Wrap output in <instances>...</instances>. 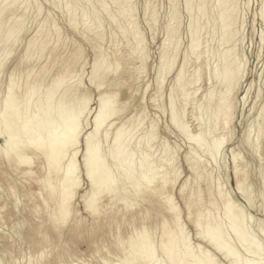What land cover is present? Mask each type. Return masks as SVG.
<instances>
[{
    "label": "bare ground",
    "instance_id": "6f19581e",
    "mask_svg": "<svg viewBox=\"0 0 264 264\" xmlns=\"http://www.w3.org/2000/svg\"><path fill=\"white\" fill-rule=\"evenodd\" d=\"M64 1H66V0H64ZM83 1H85V0H83ZM87 1H89V0H87ZM110 1H112L115 4L116 14L115 13L113 14L112 12L108 13L109 11L103 6V10L106 12L105 14L108 15L107 17L110 20V24L115 25L117 23V18H118L117 16L123 15V17L126 19L128 24H126L127 26L120 27V24L118 22V24H119L118 27H120V32L122 34L121 36L126 37V36L130 35L133 37V39L135 41V47L133 48V51L136 53V55H135L136 58H138L142 62L144 60L143 59V52H144L143 44L144 43L142 41L143 38L141 36L140 31H139L138 27H136L137 24L133 25L132 20H134V19H132L133 13H132L131 0H110ZM204 1L205 0H184V2H185L184 4H186L187 10L188 9L191 10V9H193V7H196L199 17L202 16V18H203V15L205 14V11H206L205 3L207 2V1L206 2H204ZM18 2H20V0H0V17H1V20H0V61H6L7 64H8V60L14 61L13 65L11 63L10 64L12 65L11 69L16 70V75H17V70L21 66H23V71H27L25 74V79L23 81H20L19 77H16V76H15V79L13 80L11 72H9L8 79H6L4 77V75L2 73H0V141H1L0 142V150H3L4 145L8 143V141L5 138V134H7L8 137H12V138L16 137L17 135L24 134V135L31 136V137L36 138V139H39V134L41 132H43L44 134H47V132L49 130H51L53 132V134H55V128H56L57 122L59 120L66 119V122H68V123H70L72 121L73 115H72L71 105H72L73 100H76L78 97H82V96L86 95L88 97V101H90V97L88 95V92H86L80 86L79 83L76 85H74L75 83L73 85L67 84L68 79L72 78V74L70 73V70L68 69L69 65H71L73 62H76V60L78 59V56H79L80 51H81L80 47H76L71 52V54L68 57V60H66L62 64L60 69L57 71L55 77H53L51 79L49 84H47L45 86L46 88H44L43 90H40V89L43 86V82H44L43 78H44L45 73L47 71V67H46L47 64H38V61L35 62V61H32L31 59H32L33 54H35V53L38 55L37 58H39L40 57L39 54H41L45 50V48L47 47V44L49 42V40H47V36L45 35L44 37H42V39L39 40L37 43L34 42V43L30 44L26 48V50H24V52L21 55L19 54L18 57H15L14 60H13L14 56L10 57L11 53L16 49L15 48L16 43H19V41L17 42V39H18L17 36L21 30V23L22 22L18 21L20 19H17V21H18L17 23H15V24L13 23L12 25L11 24L7 25L6 21L2 20V19H3L4 13L7 12L13 5H15V4L17 5ZM36 2H34V3H36ZM45 2H47V1L45 0ZM52 2H51V4H52ZM112 2H111V4H112ZM86 3L88 4V2H86ZM96 3H97V1H96ZM89 4H90V2H89ZM101 4H102V2H101ZM214 4H215L214 8H216V12H217V15H216L217 20L216 19L215 20L217 21V23L220 22L218 24V26L220 27V36L223 37L222 39H224V42L222 41L221 38H220L221 40H219V41H222V43H224L225 47H226V43H227L226 40H229V42L231 43L233 41L232 38H235L234 36L236 34L235 33L236 29L234 28L233 25H234V22L236 21V18H237V9H238L237 4H238V2H237V0H215ZM52 5H54V4H52ZM80 5H82V4H80ZM103 5H104V3H103ZM20 6L21 5H19V7ZM66 6L67 5H65V8H66ZM70 6H71V4H70ZM78 6L79 5L77 4V7ZM106 7H110V6H106ZM21 8H23V6ZM101 8H102V6H101ZM148 8H149V6L146 5L144 10L146 11ZM154 8H155V6H154ZM38 9L39 8L37 7V10ZM74 9H76V8H74ZM84 10L83 11L81 10V12H84ZM91 10H92V8H91ZM27 11H28V9H27ZM40 11H41V9L38 12H40ZM87 11H85V12L88 15ZM65 12H67V11H65ZM152 12H154V10ZM74 13H76V12H73V14ZM260 13H261V15L264 13V5L260 9ZM94 14H95V12H94ZM90 15H91V12H90ZM22 16H20V17H22ZM91 16L94 17V15H91ZM96 16L97 15H95L94 18H96ZM23 17L25 18V15ZM84 17H82V18L84 19ZM263 17H264V14H263ZM17 18H18V16H17ZM73 18H74V15H73ZM96 19H98V18H96ZM96 19H95V21H96ZM189 19H190L189 24L187 26H190L191 36H192V37L190 36V40H191L190 44L191 45H189L190 46V48H189L190 53L189 54L192 55V57L193 56L195 57L196 55H193L195 53L198 54V56L200 53L202 54V51H200L202 46L199 47V50H198L197 46L200 44V42H202L203 39L199 43H197V41L199 40L198 34L202 35L201 32L203 33L205 25H198V20H199L198 17H196V18L191 17ZM22 20H23V18H22ZM201 20L202 19H200V21ZM69 21H70L71 25L74 24L71 17H70ZM92 21L90 22L91 24H92ZM99 21H101V23H102V20H99ZM99 21H96L97 23H95V25H93L94 28H90L87 25H84L85 22L84 23L81 22V24H83V26H84L82 33L85 36L84 38H86L88 41H98L102 38V33L99 31V28H101L102 26L100 27L101 24L99 25ZM34 22H35V20H34ZM87 22L89 23V20L86 21V23ZM168 23H169V21H168ZM116 26H117V24H116ZM207 26L208 25H206V27ZM232 26H233V29H232ZM39 27H40V25H39ZM52 27H53V31L55 33H57L58 29H56V26L53 24ZM106 27H108V26H106ZM207 28H205V30ZM174 29H172V30H174ZM22 30H23V28H22ZM167 31H166V33H168ZM206 31H205V34H206ZM60 32H61V30H60ZM60 32L58 31V33H60ZM241 32H242V30H241ZM172 34H174V33H172ZM177 35H178V33H177ZM171 36L172 35L170 34L169 37L171 38ZM200 37H202V36H200ZM203 37H205V36H203ZM206 38H208V37H206ZM172 39L174 40V37ZM236 39H237V37H236ZM180 40H181V38H180ZM209 40H212V39L209 38ZM167 41H168V39H167ZM174 42L171 41V43H173V44H174ZM205 43L207 44V42H205ZM114 44H116V43H114ZM109 45H110V43H109ZM227 46H228V44H227ZM236 46H237V44H236ZM162 47H164V46H162ZM235 47L231 43L228 47L225 48L226 50H224V51H226V52H223V53L220 52L221 54H225L224 58L222 57L223 59L221 61L223 66H221L219 64L220 62H218V64L221 67L217 66V65H214V66H217V68L220 67V69L223 67V69L221 71L219 69V72H218L216 70L217 69L216 67H214V69L216 68L215 70L212 69L213 72L210 70L211 74L215 73L214 71H216L215 76L213 74L214 77L212 75H211V77L215 78V79H213L214 84H215V80H217L216 82H218V91H217L216 95H214V96H213L214 93L212 94V93L208 92V91H210V89L206 92V93L212 94V95L207 94L211 104L208 102L209 103L208 112L206 111L208 113V120H207L208 122L206 121L207 122L206 128L202 129V127H201L202 124L200 123V120L197 118L196 115H193V111H195L194 114H196L197 111L199 110L200 106H201V103L199 102V99H198L201 97V95H200V97H197L198 94L195 96V92L200 87V86L198 87L197 84H199L198 81L202 80L201 75L203 74V72L206 71V69H204V66L208 65V63H205V61H204L206 59H203V61H201L202 59L199 61L197 60L198 63L196 65H194L196 62L194 64L192 63L194 69L191 68L192 72L190 73V76L188 77L187 76L188 73L186 75H185V73H186V65L189 64L188 63L189 57H186L185 55H187V54H184V56H183L184 60H182V65L178 68V72L176 71L177 72V74H175L176 78H174V80H173L175 83L177 80V77H180L181 75H183L182 87L184 89V92H187L188 94H190L192 96V101L188 104V106L190 108V112H191L192 116L196 117L194 119L198 123L196 121L195 122L197 123V125L199 127H201L200 129L198 128V131H196L194 133L192 131H189V124L187 125V122L184 121V117L186 115V106L187 105L184 107L183 110H181V109L178 110V108H177L174 112L173 105H172V96H171L172 85L169 88L170 91L168 93L169 94L168 95V103H169L168 105L170 107V109H169L170 110V114H169L170 115L169 116L170 124H172L178 130V132H180L181 134L186 136L188 138V140L191 142V149H192L191 151H193V152L188 151L190 155L186 156L185 160L188 163L187 166H189L192 173L197 176V177H195L196 180H197V178H198V180H202L204 177V175H202V173L204 171V164L201 162V157H204L203 154H207L210 157L211 161L213 160V164L215 163V160H218L217 158L219 156L217 157L216 155L219 154L218 152L221 149L223 143L225 142L226 137H223V136H224L225 132L227 131L229 123L231 122V120L233 118V110H234L233 109V106H234L233 105V94L236 93V92L234 93L236 82L238 80L240 81V78H241V75H240L241 68H240V65L237 64V57H236V52H235L236 48ZM115 48H116V45H115ZM206 49L208 50V47L205 49L203 48L204 53L202 55H204L206 53V51H207ZM176 50H178V49H176ZM216 53L218 54V52H216ZM172 54L175 55V53H173V51H172ZM209 54L211 55V53H209ZM174 55H171L170 57L173 58ZM215 56L218 57V55H215ZM34 57H35V55H34ZM104 57H105L104 53L99 52L98 54H96V56L93 60L92 67L90 66L92 69H91V72L89 74L90 77L88 78L90 80L89 83L94 85V87L97 90L101 89V87L104 85V82L106 80L105 78L107 77V74L110 73V71H112V73L115 74L116 70L119 69L118 67L121 64V58H116V60L114 62V67L111 70V66L109 64L102 63ZM165 57L168 58V60H166V61L169 64H170V62H172V63L176 62V60L172 61L174 59L169 60L168 56H165ZM199 57H201V56H199ZM205 57H206V55H205ZM162 58H160V61L164 60ZM195 58H198V57H195ZM195 58L193 61H196ZM220 59H221V57H220ZM207 60H206V62H208ZM219 60H217V61H219ZM214 62L216 63V61H214ZM162 63L164 64L166 62H162ZM162 63H160V64H162ZM169 64H167V65L164 64L165 66H163L162 67L163 69L162 68L161 69L164 71L165 68L167 69L170 66ZM161 66H159V67H161ZM244 66H246V65L244 64ZM35 67H37L36 72H35V74H32ZM172 67H173V65H172ZM206 67L208 68L209 65ZM202 69L205 71H203ZM141 71H144V70H141ZM167 71L170 72L171 70L170 71L167 70ZM201 71H203V72H201ZM94 72H95V80L92 79ZM158 72H157V75L160 76L161 72H159L160 75L158 74ZM136 73H137V71H136ZM204 74H203V76H204ZM207 76H208V74H207ZM211 77L208 76V78H211ZM77 78H78V76H77ZM163 79L161 76V83H163L162 82ZM73 81L74 80H72L71 82H73ZM157 81H155V82H157ZM159 82H160V79H159ZM164 82H165V80H164ZM81 84H82V82H81ZM107 85L114 87V89L112 91H110L108 89L109 87H107V88H105V90L103 92H102V90L99 92V96L97 95L98 96V98H97V101H98L97 102L98 103L97 109L94 112V114H93V112L91 113V111H89L87 109V105H86V110L79 113V115L77 117V121L82 126V129H84L86 131L77 141V147L75 149V153L67 154L63 158L62 163H53L52 166L49 167L48 166L49 165L48 158L46 156L41 155V154H37L36 158L33 160V163H32L31 168L29 170V174L25 175L24 171H18L16 166L14 164L9 163L6 159L0 160V179H3V181L7 183V185H4L0 182V198H2L3 201H5V198L8 197L9 202L11 204H13V206L15 208H17L18 207L17 206V204H18L17 200L14 198L11 199V197L13 196L16 198L18 193H21V196H28L29 194H32L31 180H33L37 186L38 191L36 194L37 197L35 199L38 198L42 201L43 210H45V212H47L49 214V218L47 219V223H44L43 221L37 223V226H36L37 229H35V232H36L35 235L36 236H40V231H41L40 228L41 227L45 226L44 227L45 230H53V231H58L60 228L63 227V226H58L56 224V218H57L58 214L60 213L61 209L64 207H67L68 211H70L73 215L74 210L72 207V201L76 197V195L79 196L80 201L82 202L83 207L86 210L85 198L87 196L91 195L92 191H93V182L88 179V171L85 167H83V165H84V154L88 153V134L89 133L94 136L95 144H96L97 150H98L99 171L97 173V180H96L97 191L100 190V185L105 184L109 177L114 182L113 190L111 191V193L109 194L106 192L104 195V196L108 197L110 200V202H109L110 206H109V208H107L105 210L106 218H108L109 220H112L117 216L121 217L122 219L126 216H129V215L131 216L133 214H127V210L129 208L134 207L135 205H137L138 202L141 201V202L146 204V208L142 212V216H141L140 220L148 219L150 221V216H151V212H152L151 210H155L157 213L161 214L160 236L165 235L166 230L168 232H174L180 226L179 224H177L175 222V214L172 212H169L168 207H167L168 200L169 199L174 200L173 196L170 193H168V188L173 187L175 185L176 181L178 180L179 176H180L178 165L176 162H174L175 159H173L175 157H169L168 156L167 153L171 154V152L170 151L167 152V148H168L167 146L168 145L166 144V142H164V144H161L159 142L160 147L162 146V150L160 151V157L157 158V156L154 154L155 151L157 150L156 149V145H157L156 143L157 142L156 143L154 142L156 139L155 131L157 130V127H156L157 124L155 125L154 123L151 122L149 124L150 125L149 129H147L142 135H136L137 130L140 126H138V127L136 125H134V126L132 125L131 127L129 126L131 121L134 119V116L133 115L129 116L126 119H124L122 117L121 114L124 112L125 105L123 104L122 106H119L117 98H116V96L119 93V92L117 93V90H118L117 88L121 87L119 79H118V75L111 76L108 80ZM215 85H217V83ZM251 85H253V84H251ZM236 86H238V85H236ZM9 87L12 88L11 96H9V91H8ZM160 90H161V84L159 83L157 85V88H156V91L154 94L155 97L157 96V93L160 92ZM213 90H211V92ZM184 92H179L178 94L180 96H183ZM204 94H205V91H204ZM257 94H259V92ZM154 95L152 98L153 102L155 101ZM209 95H210V97H209ZM203 96H204L203 98L205 99L206 96L205 95H203ZM103 98H106L109 101V103L107 105L104 104ZM158 109H160V108H158ZM206 110H207V108H206ZM18 112H22L24 117L27 119V121L30 122L29 123V131L27 133L23 132V124L21 123V121L17 115ZM89 112H90V114H93L91 117L92 119H90V120L88 119L89 118L88 117ZM204 117H205V115H204ZM203 124H204V122H203ZM257 127H258V125H257ZM261 129H263L262 126L260 128H258L257 131H255V132H257L258 136L261 134ZM251 130H252V127H251ZM219 133H224V134L222 136H219L220 135ZM247 137L245 136V139ZM254 137L256 138V136H254ZM187 138H186V141H187ZM250 139L251 138L249 137L248 140H250ZM209 140H210V144L207 143V141H209ZM248 142L249 141H247L246 144ZM13 143H15V140H13ZM255 143H256V141H255ZM248 144H247V146H248ZM164 145H166V147H164ZM224 145H225V143H224ZM258 146H259V148L261 147V149L264 150V139H262V134H261V139L258 142ZM80 147H81V149H80ZM170 148L168 150H170ZM173 152H174V150H173ZM78 153H79V156H81L80 160H79ZM156 154L158 155V152H156ZM154 155L156 156V158L154 157ZM256 155L258 156L259 154L256 153ZM234 156L236 157V159L233 158ZM230 157L232 159V164H233L232 170H233L235 178H236L235 189L239 193L240 192L242 193V187L244 184V180L246 179V172L244 171V168L241 164V161L239 160V159H241V157L238 158L239 155L237 153L232 151L230 154ZM35 163H37L36 166H34ZM225 164H224V166H225ZM11 173L14 175V177L10 175ZM80 174L82 177H84V179L88 183V188L85 189L81 193H79L80 187H82V185L80 186V183H81ZM171 174H172V176H170ZM209 175L211 177V174H209ZM8 176H9V178H7ZM21 180L23 182H21ZM188 181H189V178H186L185 180L182 181V183L179 185L178 192H179L180 196L184 199V204H185V207L187 210V216H188V219H189L192 227L194 228L195 237L201 241H204L216 253L220 254V256H222L225 260H229V261L240 260V261L246 262V264H260V262H261L260 260L256 261L254 259L244 258V256H241L240 252L238 251V248L235 245L237 242L240 246H244V248L247 247V249H248V247H250V248L257 249V250L259 249V251H260V248L257 246L259 241H260L256 238L258 236L255 235L256 233L255 234L252 233L253 231L252 232L251 231L249 232V230L247 231V228L249 226L246 227L247 226L246 224H248L247 222H250V221H247L246 217H248V216H246V214H245L246 211H243L241 208H238L239 206H236V204H235L236 201H234L233 198L229 196L230 192L227 191L226 189L224 190L222 188V185L219 183L218 180L216 181L217 183L214 180H212L213 185L207 186V194H208L209 199H211V198H214V199H212L210 201L208 200L207 202H203L202 201V199H203L202 193L200 190H198V191L196 190V192H190L186 189ZM24 182H26V183H24ZM198 188H199V186H198ZM263 189H264V187H263ZM128 193H131V194L128 195ZM162 194H164L165 196H164L163 200H159L160 196L162 197ZM242 195H244V194H242ZM103 197H101V199ZM250 197H251V195H250ZM247 198H249V197H247ZM17 199H19V198H17ZM217 200H219L221 202L222 208H223V213H222L223 215H222V217L218 216V218H216L214 214L212 215L210 210H207V208H206L207 203H210L212 206V204L216 203ZM245 200H246V198H245ZM250 200L248 199V202ZM65 202H66V204H65ZM114 202H118L119 206L117 208L111 207V205ZM7 203L8 202L6 201L4 204L0 205V221L4 219V216L1 215V209H4V207L7 206ZM22 203L23 202L21 200V204ZM250 203H251V201H250ZM250 203L248 204V207L250 206ZM202 204L204 205V208H202V206H203ZM253 205H251V206H253ZM176 207L179 211L180 224H182V226H183L182 232L179 236V249L177 251L176 256L174 257L175 260L178 262V264H208V262L210 260L219 261V260H217L214 253H211L210 251H208V249L206 250V248L199 245V243H198V245L196 244L197 246H195V247L192 246V244L189 240L190 237H188V235L185 232V229H184L185 225L182 223V221L180 219L181 218L180 208L178 207L177 204H176ZM254 207H255V205H254ZM40 211H42V209L40 208V205L39 206L37 205L33 212L38 214ZM6 213H7L6 216H8L9 212H6ZM218 215H219V213H218ZM251 217H252V215H251ZM248 220H249V217H248ZM258 220H260V219H258ZM259 223H261V221L260 222L258 221L257 226H259L258 225ZM18 224L19 223H16V222L13 223L11 226V228H12L11 231H13L14 235L21 237L22 232H21V229L17 227ZM250 224H252V222H250ZM224 226H226V228ZM133 231H135V230H133ZM93 232H95V229L93 230ZM209 237H211V238H209ZM5 239H7V236L5 235V233H3V230L1 229V226H0V240H5ZM232 239H235V243L232 242ZM149 243L153 244L151 238L149 239L148 237L139 236V235H137L136 237H133L131 235V233H129L128 237H126V239H120V236L116 235L113 245L116 248H120L123 250V256H122V258H120L118 260L124 261L126 259H137L138 254ZM0 247H1L0 248V264H2V262L5 260L4 257H6L7 259L9 258V260H10L9 263L10 262H16V264H20V262L17 259L11 257L10 253H8V251H7L8 249H7V246L5 244L0 245ZM246 252H244V253H246ZM254 252H255V250H254ZM39 255H40L39 256L40 258L37 260V264H42L41 261H43V260L46 261L45 260V254L43 252H40ZM261 257H263V256H261ZM76 261H78V258ZM102 262L105 264H113V262L108 261L104 258H102ZM25 264H32L31 263V256H30L28 262ZM84 264H88V263H84Z\"/></svg>",
    "mask_w": 264,
    "mask_h": 264
},
{
    "label": "rangeland",
    "instance_id": "374dc122",
    "mask_svg": "<svg viewBox=\"0 0 264 264\" xmlns=\"http://www.w3.org/2000/svg\"><path fill=\"white\" fill-rule=\"evenodd\" d=\"M36 1L35 0H20V2H18L17 5L16 4L13 5L7 12L4 13L2 20H5L7 25H10V24L12 25L13 23L15 24L18 21L22 22L21 30H20L21 33L19 32L17 36L18 38L17 42L19 41V43H16L15 45L16 49L10 55V57L14 56L13 60L15 59V57H18L19 54L21 55L30 44L34 42L37 43L39 40L42 39V37H44L45 35L47 36V40H49V42L45 50L42 52L43 54L42 53L39 54L40 57L37 58L38 55L35 53L33 54L32 59H31L32 61H35V62L38 61V64H47L46 66L47 71L43 78L44 80L43 86H42L43 88L41 87L40 90H43L44 88H46L45 86L49 84V82L51 81L53 77H55L57 71L60 69L62 64L66 60H68V57L71 54V52L76 47H80L81 51L78 56V59L76 60V62H73L71 65H69L68 69L70 70V73L72 74V78L68 79L67 84L73 85L75 83L74 85H76L79 83L80 86L86 92H88L90 101H88L89 103L87 104V109L91 111V113L93 112L94 114V112L97 109V104H98L97 98L99 96V92L101 90L103 92L105 88L107 87H109L108 89L112 91L114 87L107 85L108 80L111 76L118 75V79H119L121 87L117 88L118 89L117 93L118 92L119 93L116 96V98H117L119 106H122L123 104L125 105L124 112L121 115L124 119L132 115L134 116V119L131 121L129 126L130 127L132 125L133 126L136 125L137 127L140 126L137 130L136 135H142L147 129H149L150 128L149 124L151 122L154 123L155 125L157 124L156 125L157 130L155 131L157 140L155 139L154 141L155 143L157 142L156 143L157 150L155 151L154 154L157 156V158L160 157V151L162 150V146L160 147L159 142L161 144H164V142H166V144L168 145L167 152L169 151L171 152V154L167 153L168 156L175 157L173 159H175L174 162H176L178 165L180 176L178 180L176 181L175 185L173 187L168 188V193H170L173 196L174 201L180 208V212H181L180 219L182 223L185 225L184 229L188 237H190L189 240L192 246L195 247L199 243V245L206 248V250L208 249V251H210L211 253H214L217 260L219 261L225 260L222 256H220V254L216 253L204 241H201L195 237L194 228L192 227L188 219V216H187V210L184 204V199L180 196L178 192L179 185L186 178H189L186 189L190 192H196V190L197 191L200 190L202 193L203 202H207L208 200L210 201L214 199V198L209 199L208 194H207V186L213 185L212 180H214L215 182L218 180L219 183L222 185V188L224 190L226 189L227 191H229L230 192L229 196L232 197L233 200L237 202V203L235 202L236 206H239L238 208H241L243 211H246L245 214L246 216L249 217V220H248V217H246L247 221L252 222V224H250V222H247L248 224H246L247 225L246 227L249 226L247 228V231L249 230V232L253 231L252 233L254 234L256 233L255 235H257L258 237L256 236L255 237L258 240H260L259 238L261 234L259 233L260 231L258 229L260 228V223L258 224L259 226H257V223L258 221L260 222L264 220V213H262L261 211L262 201L259 196L261 190L264 187V182H263L264 181L263 180L264 179V150L261 149V147L259 148L258 146V142L261 139V134H262V139H264V135H263L264 134V119H263L264 118V80H263L264 79V17H263V14L264 13L261 15L260 9L264 5V0H237L238 2L237 18L233 25L234 28L236 29V30L234 29L236 31L235 32L236 34L234 36L235 38H232L233 41L231 40L232 41L231 43L234 45V47L237 44V46L235 47L236 48L235 52H236V57H237V64L240 65V68H241L240 70L241 78H240V81L239 80L237 81L238 83L236 82V85L238 86L235 85L234 93L235 92L236 93L233 94V105H234L233 106V109H234L233 118L231 122L229 123L228 129L225 132V134L219 133L220 134L219 136H222L224 134L223 137H226V139L224 142L225 145L223 143L221 149L218 152L219 154L216 155L217 157L219 156L217 158L218 160H215V163L213 164V160L211 161L210 157L207 154H203L204 157H201V162L204 164V171L202 173L204 177L202 180H198V178L196 180L195 177L197 176L192 173L189 166H187L188 163L185 160L186 156L190 155L189 152H193L191 151L192 150L191 142L188 140L186 136L178 132V130L172 124H170V118H169L170 107L168 105L169 104L168 103V95H169L168 93L170 91L169 88L174 83L173 81L174 78H176L175 74H177L178 68L182 65V60H184V57H183L184 54H187L185 56L189 57L188 58L189 64L186 65V73H185V75L188 73L187 74L188 77L190 76V73L192 72L191 68L194 69L193 64L195 62L196 63L194 65L198 63L197 60L199 61L202 59L201 61H203V59H206V60L208 59L207 60L208 62H206V60L204 61L205 63H208L209 67L207 68L206 66L208 65L204 63L206 65L204 66V69H206V71L202 69L205 72L203 71L201 72L205 74L203 76V74L201 73L202 80L198 81L199 84H197V86L198 87L200 86V87L195 92V96L198 94L197 97H200L201 95V97L198 98L199 102L201 103V106L196 114H194L195 111H193V115H196L197 118L200 120V123L202 124L201 126L202 129L206 128L207 122H208L207 121L208 120V113H207L208 105L209 103L211 104L207 94L214 93L213 94L214 96L216 95L218 91V82H216L217 80H215V84L217 83V85H215L213 82V79L215 78L211 77V75L213 76V74L215 76L216 71H214L215 73L213 74H211V71L213 72V70H215L217 66H220V65L223 66L221 61L224 58L225 54H221V53L226 52L224 51L226 50L225 48L231 44L229 40H226L227 42L226 47H225V44L222 43V41L224 42V39H222L223 37L220 36V27L218 26L220 22L217 23L216 21L217 12H216V8H214L215 0H205L204 1V2L206 1L207 2L205 3L206 11H205V14L203 15V18L202 16L199 17L196 7H193L194 10L193 9L187 10L186 4H184L185 3L184 0H171V1L170 0H131L132 13H133L132 19H134L132 20L133 25L137 24L136 27H138L141 33V36L143 38L142 41L144 43L143 44V48H144L143 59L145 61L143 60L142 62L138 58H136L135 56L136 53L133 51V48L135 47V41L133 37L130 35L126 37L121 36L122 34L120 32V27L127 26L126 24H128V22L126 21V19L123 17V15L121 16L118 15L117 23H116L117 26L116 24L111 25L110 20L107 17L108 15L105 14L106 12L103 10V6H104L109 11L108 13L112 12L113 14L114 13L116 14L115 4L112 1L110 0H104V1L103 0H92V1L82 0L83 2L81 0H66V1L46 0L47 2H45V0H36ZM51 2L54 5H52ZM86 2H88V4ZM98 2L100 4L102 2V4L100 5ZM77 4L79 5L78 7H77ZM145 4L149 6V8L147 9L148 11L144 10L146 6ZM19 5L21 6L19 7ZM65 5H67L66 8H65ZM22 6L23 8H21ZM106 6H110V7H106ZM37 7L39 8L38 10H37ZM90 7L92 8V10ZM85 8L86 9L88 8L87 9L88 11ZM40 9L41 11L38 12ZM81 10L82 11L84 10V12L87 11L88 15L86 12L85 13L81 12ZM153 10L154 12H152ZM89 11L91 12V15H94V17L95 15H97L96 18L98 19L91 16ZM73 12H76L77 14L76 13L73 14ZM23 14L25 15V18L23 17L24 16ZM73 15H74V18H73ZM70 17L72 18L73 23H74L72 25L69 21ZM82 17H84L85 20ZM191 17L192 18L198 17L199 19L198 25H205V28L209 26L207 28L208 30L206 29L208 32L204 28L203 33L201 32L202 35L198 34L199 37L200 36L202 37L200 38L198 37L199 40L197 41V43H199L202 39L204 40L200 42L199 44L200 46L199 45L197 46L198 50H199V47L202 46L201 47L202 50L200 49V51H202V54H203L204 53L203 48L205 49L208 47V50L207 49H206L207 51L205 50L206 53L204 55H202L201 53L199 54V56L201 57H199L198 54L196 53L193 54V55H196L195 57H198V58H195L194 56L192 57V55L189 54L190 53L189 45H191L190 44L191 43L190 42L191 41L190 40L191 28L190 26H187V25L189 24V20H190L189 18ZM17 19H20V20L17 21ZM95 19L96 21L102 20V23L101 21H99V25L101 24L100 27L102 26L101 28H99V31L102 33V38L98 41H88L86 38H84L85 36L82 33L84 26L83 24H81V22L82 23L85 22L84 25H87L90 28H94L93 25L97 23ZM200 19L202 20L200 21ZM0 20H1V17H0ZM88 20H89V23L88 22L86 23V21ZM90 20L91 21L93 20L92 24L90 23L91 22ZM172 20L174 21V25H175L173 26L172 29L175 28L174 29L175 31L171 30V32L174 34L170 33L167 28L168 21H172ZM118 22L120 24V27H118L119 25ZM53 24L56 26V29H58L57 33L53 31V27H52ZM206 25L208 26L206 27ZM233 26H232V29H233ZM58 31L60 33H58ZM166 31L168 33H166ZM205 31H206V34H205ZM170 34L172 35L171 38L169 37ZM173 37H174V40L172 39ZM209 38H211L213 41L209 40ZM220 38L222 39V41H219L221 40ZM171 41L173 42L175 41L174 44L171 43ZM205 42H207L208 45ZM115 45H116V48H115ZM172 51L173 53H175L176 56L172 54ZM99 52L104 53L105 57L102 63L109 64L111 66V70L114 67V62L116 58H121V64H120L121 67L120 66L118 67L119 69L116 70L115 74H113L112 71H110V73H108L107 77L105 78L106 80L104 82V85L101 87V89L97 90L94 87V85L89 83L90 80L88 78L90 77L89 74L92 69L91 67L93 64V60L96 54H98ZM216 52H218V54ZM209 53H211V55ZM171 55H174L175 57L174 60H172L173 58L170 57ZM205 55L207 58L205 57ZM215 55H218L219 58ZM165 56H168L169 60H172V61L176 60V62L175 63L170 62L169 64L166 61L168 60V58ZM160 58L164 60L160 61ZM194 58L196 59V61H193ZM214 61H216V63ZM13 62L14 61L12 60H8L9 65L11 64L13 65ZM162 62H166L164 64L170 65L167 68V70L169 71L171 70V71L170 72L167 71L166 78L163 77L162 72L164 71L162 70L163 69L162 67L165 65ZM218 62H220L219 63L220 65L218 64ZM244 64L246 66H244ZM172 65L174 68L172 67ZM214 65H217V66H214ZM214 67L216 68L214 69ZM220 67L216 69L218 72H219ZM36 69L37 67H35L32 74H35ZM222 69L223 67L220 69V71ZM141 70H144V71H141ZM158 71L161 72V75ZM26 72L27 71H23V66H21L17 70L16 77H19L20 81H23L25 79ZM157 72L160 76L157 75ZM207 74L211 78H208ZM161 76H162V79L164 78L162 80L164 84L161 83ZM159 79H160V82H159ZM72 80L74 81L71 82ZM209 80L211 81V83H209ZM155 81H157L158 83ZM159 83L161 84V90L159 92V100L158 102H153L152 98H153V95L155 94L157 85ZM209 89L210 91H208ZM211 90L213 91L211 92ZM204 91H205V94H204ZM207 91L210 93H206ZM258 92L259 94H257ZM202 94L205 96L207 95L205 99L203 98L204 96ZM154 99H156L155 95H154ZM177 108L178 110L180 109L179 107ZM93 114H90L89 112V115H88L89 120L92 119L91 117ZM194 118L196 117L192 116L190 112V108L187 105L184 121L187 122V125L189 124V131H192L193 133L198 131V128L199 129L201 128L197 125L198 122ZM261 126L263 129H261V134L259 135L260 136L259 137L257 135V132L255 131H257V129L260 128ZM251 127H252V130H251ZM245 136L246 137L248 136L246 138L247 140L245 139ZM254 136H256V138ZM249 137L251 138L250 140H248ZM186 138H187V141H186ZM247 141H249L248 142L249 144L247 143L248 146L246 144ZM207 143L210 144V140L207 141ZM164 147H166V145H164ZM169 148L170 150H168ZM173 150L176 154L173 152ZM232 151H234L235 153L239 155L238 158L241 157V159L239 160L241 161L244 171L246 172V179L244 180V184L242 187V193L241 192L239 193L235 189L236 178L232 170L233 164H232V159L230 157V154ZM156 152H158V155L156 154ZM256 153L259 155L257 156ZM155 155L154 157L156 158ZM78 156H79V153H78ZM80 159H81V156H79V160ZM36 164L37 163H35L34 166H36ZM209 174H211V177ZM10 175L14 177L12 173ZM170 176H172V174ZM7 178H9V176ZM0 182L4 185H7V183L4 182L3 179H0ZM21 182L23 181L21 180ZM81 183H80V186L82 185V187H80L79 193L83 192L85 189L88 188V183L82 176H81ZM31 186H32L33 195L29 194L28 196H21V193H18L16 198L13 196L11 197V199L14 198L17 200L18 202L17 208H15L13 204L9 202L8 197L5 198V201H3L2 198H0V205L4 204L6 201L8 202L7 206L4 207V209H1V215L4 216V219L0 221L1 229L3 230V233H5V235L7 236V239L0 240V245L5 244L8 249L7 251L8 253H10L11 257L17 259L20 262V264L27 263L30 256H31V263L37 264V260L40 258L39 257L40 252H43L45 254L46 261H51L54 259H62V260H68L69 262H71L72 260H75V259L77 260V258H78V261H80V264H84V263L105 264L102 262V258L108 261H111V262L117 261L118 259L122 258L123 250L120 248H116L113 245L115 236L116 235L120 236V239H126V237H128V235H124V230L121 228V225L135 223L137 220H140L142 216V212L146 208V204L140 201L137 203V205L127 210V214H133V215L126 216L123 219L119 216L115 217L112 220H109L108 218H106V215L102 217H97L95 221V224L96 223L97 224L95 225V228H94L95 232H93L94 230L93 229L87 235L80 234L78 231H76L73 224H69L67 226H63L58 231L45 230L44 228L45 226L41 227L40 236H36L35 229H37L36 228L37 223L42 222V221L44 223H47L49 214L45 212V210H43L42 201L38 198L35 199L37 197L36 194H37L38 189L33 180H31ZM129 194L131 193H128V195ZM242 194H244L245 196ZM164 196L165 195L162 194V197L160 196L159 200H163ZM248 199L249 200L251 199L250 201L252 204L250 203V201L248 202ZM21 200L23 202L22 204H21ZM101 201H102V206L104 210L109 208L110 200L108 197L104 196L101 199ZM249 203H250V206L248 207ZM253 204L255 205V207ZM37 205L38 206L40 205V208L42 209V211H40L38 214L33 212ZM118 206H119L118 202H114L111 205V207L113 208H117ZM72 207L74 210V213L72 215V220L74 222H78L81 217H84L87 215V211L84 209L83 204L80 201V198L78 195H76V197L73 199ZM202 208H204V205L202 206ZM206 208L207 210H210L211 214L212 215L214 214L216 218H218V216L222 217L223 215L222 214L223 213L222 204L219 200H217L216 203H213L212 206L210 203H207ZM151 211H152L151 216H150V222L152 224L151 240L153 244H155L156 243L155 240L157 239L156 229L157 228L159 229V235L161 232V214L157 213L155 210H151ZM6 212H9L8 216H6L7 214ZM217 212L219 213V215ZM15 222L19 224L20 222L25 223V227L21 229V232H22L21 237L14 235L13 231H11L12 230L11 226ZM224 227L226 228V226ZM49 241H54V243H49ZM232 242L235 243V239H232ZM235 245L238 248V251L240 252L241 256H244V258L254 259L256 261L264 260V256L261 257L262 255L259 249L257 250V249L250 248V247H248L247 249V247L244 248V246H240L237 242ZM46 249H48V251H45ZM246 251L247 252L249 251V252L247 253ZM4 259L5 260L2 262V264H16V262L9 263L10 261L9 258L7 259L6 257H4ZM43 261H41L42 264H43Z\"/></svg>",
    "mask_w": 264,
    "mask_h": 264
},
{
    "label": "snow or ice",
    "instance_id": "6c2138e0",
    "mask_svg": "<svg viewBox=\"0 0 264 264\" xmlns=\"http://www.w3.org/2000/svg\"><path fill=\"white\" fill-rule=\"evenodd\" d=\"M173 26L174 21H169L167 27L170 33ZM173 59H175V57H173ZM9 72H11L12 79L14 80L16 70L11 69V65L7 64L6 61H0V73H2L6 79H8ZM163 76L165 78L167 77L166 68L164 69ZM92 79L95 80V72ZM209 83H211V81H209ZM182 84L183 75L177 77L176 82L172 85L171 96L174 112L177 107L183 110L184 107L192 101V96L187 92H184ZM8 91L9 96H11L12 88L9 87ZM179 92H184V95L180 96L178 94ZM158 100L159 93H157L154 102H158ZM103 102L105 105L109 103L106 98H103ZM87 104L88 97L86 95L73 100L71 105L73 115L72 121L68 123L66 122V119L59 120L55 128V134H53L51 130H49L47 134L41 132L39 134V139L24 134L12 138L5 134L8 143L4 145L3 150H0V160L6 159L9 163L14 164L18 171H24L25 175L29 174V170L37 154H41L48 158L49 167H51L53 163H62L63 158L67 154L75 153L77 141L86 131L82 129V126L78 123L77 117L80 112L86 110ZM17 115L23 124V132L27 133L29 131L30 122L27 121L22 112H18ZM13 140H15V143H13ZM233 158L236 159L235 156ZM98 165L99 158L95 138L89 133L88 153L84 154L83 167L88 171V179L93 182V191L91 195L85 198L87 215L81 217L78 222H74L72 220V213L68 211L67 207H64L56 218V224L58 226L73 224L76 231L80 234L87 235L95 228L96 218L102 217L106 214L102 206L101 197H103L106 192L109 194L111 193L114 182L109 177L106 183L101 184L100 190L97 191L96 180L99 171ZM260 199L262 201L261 211L264 213V189L260 192ZM167 207L169 212L175 214V222L180 225L179 228L174 232H168L166 230L165 235L163 236L159 235V229L157 228L156 243H149L146 245L138 254L137 259H126L124 261L117 260L114 261L113 264H178L174 257L179 249V236L182 232L183 226L179 221V211L176 207V202L169 199ZM17 227L23 229L25 223L21 222ZM121 228L124 230V235L131 233L133 237L139 235L148 237L149 239L151 238L152 224L148 219L137 220L135 223L121 225ZM259 231L261 236L257 246L260 248L261 255L264 256V220L260 223ZM49 243H54V241H49ZM45 251H48V249ZM43 264H80V261L72 260L69 262L68 260L54 259L51 261H43ZM208 264H246V262L240 260H210ZM260 264H264V260H262Z\"/></svg>",
    "mask_w": 264,
    "mask_h": 264
}]
</instances>
